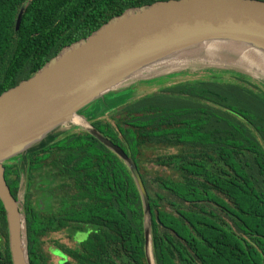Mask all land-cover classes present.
I'll return each mask as SVG.
<instances>
[{
	"label": "trees",
	"instance_id": "trees-1",
	"mask_svg": "<svg viewBox=\"0 0 264 264\" xmlns=\"http://www.w3.org/2000/svg\"><path fill=\"white\" fill-rule=\"evenodd\" d=\"M161 1L0 0V94L126 11ZM192 76L141 81L145 93L91 125L136 166L155 264H264V84L234 71ZM19 163L4 165L14 199ZM27 165L30 264H52L53 248L73 264H147L140 195L114 153L68 131ZM55 232L72 245H45ZM0 264H13L1 202Z\"/></svg>",
	"mask_w": 264,
	"mask_h": 264
},
{
	"label": "water",
	"instance_id": "water-1",
	"mask_svg": "<svg viewBox=\"0 0 264 264\" xmlns=\"http://www.w3.org/2000/svg\"><path fill=\"white\" fill-rule=\"evenodd\" d=\"M217 39L264 46V1L169 0L130 9L0 94V202L6 214L13 264H30L24 211L27 156L65 132L76 130L94 137L127 167L142 203L146 263L155 264L149 201L136 166L91 121L139 96L134 85L141 81L195 76L212 69L234 71L264 84L262 74L230 64L160 67L133 75L144 65L176 53H190L199 44ZM122 86L127 88L115 92ZM74 116L84 119L89 128L72 124ZM18 161L21 180L14 199L4 179V165ZM59 264L71 263L64 259Z\"/></svg>",
	"mask_w": 264,
	"mask_h": 264
},
{
	"label": "bare ground",
	"instance_id": "bare-ground-1",
	"mask_svg": "<svg viewBox=\"0 0 264 264\" xmlns=\"http://www.w3.org/2000/svg\"><path fill=\"white\" fill-rule=\"evenodd\" d=\"M191 52L176 53L142 66L134 76L142 73H151L157 68H180L188 64L195 65H232L249 71L253 74L264 76V46L251 45L235 40H211L205 41L194 47ZM72 124L87 127L84 119L74 116ZM89 128V127H87Z\"/></svg>",
	"mask_w": 264,
	"mask_h": 264
},
{
	"label": "rangeland",
	"instance_id": "rangeland-1",
	"mask_svg": "<svg viewBox=\"0 0 264 264\" xmlns=\"http://www.w3.org/2000/svg\"><path fill=\"white\" fill-rule=\"evenodd\" d=\"M160 77V76H159ZM192 77H195V76H192ZM187 78H191V76H183V75H180V76H177V77H173V78H165V79H160V80H156L155 81V84H153V86H156V83H159V82H165V83H174V82H179V81H183ZM145 87V86H144ZM142 85H140V83H136L134 85V90L137 92V93H145L144 90H146ZM125 88H127L126 86H122L121 88H118L117 90H115V92H119V91H123L125 90ZM113 108H111L110 110H112ZM109 110H106L104 113H103V116L104 117L108 112ZM107 112V113H106ZM60 131H63V130H60ZM77 131V130H76ZM56 134H59L58 132ZM22 164L24 165V163L22 162ZM85 238V234L81 233V234H76V239L78 241H81ZM45 239V238H44ZM50 239L52 240H59L60 242L64 243L65 245L67 246H70L72 245V242L73 240H71L70 238H68V236L66 234H63V233H54V234H51L49 235L48 237H46L45 239V242L48 247H50ZM52 264H57V258L56 257H53L52 259Z\"/></svg>",
	"mask_w": 264,
	"mask_h": 264
},
{
	"label": "flooded vegetation",
	"instance_id": "flooded-vegetation-1",
	"mask_svg": "<svg viewBox=\"0 0 264 264\" xmlns=\"http://www.w3.org/2000/svg\"><path fill=\"white\" fill-rule=\"evenodd\" d=\"M55 233H62V232H55ZM51 234H54V233H51ZM57 241L60 243L59 240H57ZM51 255L52 256H51L50 259H52L53 257H56L57 258V264H59V262L60 261H63L64 259L68 260L71 264H73V260L70 257H68L65 253H63L61 250L59 251V250L53 248V250L51 252ZM51 263H52V260H51Z\"/></svg>",
	"mask_w": 264,
	"mask_h": 264
}]
</instances>
